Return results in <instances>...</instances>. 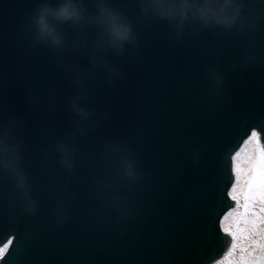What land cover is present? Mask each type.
Masks as SVG:
<instances>
[{"label":"water","instance_id":"95a60500","mask_svg":"<svg viewBox=\"0 0 264 264\" xmlns=\"http://www.w3.org/2000/svg\"><path fill=\"white\" fill-rule=\"evenodd\" d=\"M43 2L0 0V124L21 139L37 201L25 211L0 171V246L13 237L0 264H213L231 241L219 219L235 207L232 156L253 127L264 130V0H245L243 29L192 23L181 35L145 17L141 0H115L139 35L122 55L103 54L118 75L71 46L94 26L59 24L62 49L36 42ZM81 94L87 120L72 110Z\"/></svg>","mask_w":264,"mask_h":264},{"label":"clouds","instance_id":"9594fccd","mask_svg":"<svg viewBox=\"0 0 264 264\" xmlns=\"http://www.w3.org/2000/svg\"><path fill=\"white\" fill-rule=\"evenodd\" d=\"M89 3L95 11L90 10ZM140 11L147 18H157L170 23L181 35L189 24L196 23L204 27L232 30L246 25L245 0H141ZM71 24L86 30L89 26L99 31L89 39L82 34L72 42V47L80 54H88L90 62L101 66L114 75L119 68L103 58L109 50L122 55L129 45H135L139 35L126 13L118 8L115 0H58L56 4L45 0L39 4L32 16L35 41L62 49L68 44L66 35L60 31L59 24ZM79 82V81H78ZM82 94L71 100L74 113L87 120L91 110L81 103ZM86 129H81L85 134ZM57 150L61 153V164L66 169L76 165L73 146L60 142ZM23 153L21 139L16 135L13 125L0 124V171L9 173L14 179L15 188L23 199L21 207L35 213L37 201L30 192L26 171L21 167ZM124 175L130 179L137 177L134 162L122 159Z\"/></svg>","mask_w":264,"mask_h":264},{"label":"snow or ice","instance_id":"6c2138e0","mask_svg":"<svg viewBox=\"0 0 264 264\" xmlns=\"http://www.w3.org/2000/svg\"><path fill=\"white\" fill-rule=\"evenodd\" d=\"M261 131L264 130L253 127L245 141V144L253 142L257 146L255 151H249L243 159H239L240 152L232 157V172L236 181L226 190V197L235 200L237 207H229L219 219L220 227L230 235L231 241L213 264H264V139L261 138ZM242 175L245 183L240 186ZM234 214L233 227L229 218ZM5 247L7 245L0 246V259L5 256Z\"/></svg>","mask_w":264,"mask_h":264},{"label":"bare ground","instance_id":"6f19581e","mask_svg":"<svg viewBox=\"0 0 264 264\" xmlns=\"http://www.w3.org/2000/svg\"><path fill=\"white\" fill-rule=\"evenodd\" d=\"M254 146H256L253 142H249L248 144H245L244 143V146H243V148H242V150L240 151V153H242V151L243 150H245V149H247L248 147H250V149H252L253 151H254ZM256 149H257V146H256ZM236 181V180H235ZM240 186H243L244 185V183H245V180H244V177H243V175H242V177H241V180H240ZM236 202V201H235ZM236 204H237V202H236ZM237 207V206H236ZM259 207V202H257V208ZM235 218L236 217V215L234 214L233 216H231V218ZM236 219V218H235ZM235 219L234 220H232L230 223H232V225H233V227L235 226V223H234V221H235ZM231 219L229 218V221H230ZM243 242V241H242ZM7 245V247H5V250L8 248V246H9V243H7L6 244ZM240 250L238 249V252H239Z\"/></svg>","mask_w":264,"mask_h":264},{"label":"rangeland","instance_id":"374dc122","mask_svg":"<svg viewBox=\"0 0 264 264\" xmlns=\"http://www.w3.org/2000/svg\"><path fill=\"white\" fill-rule=\"evenodd\" d=\"M254 147H255V148H254V151H255V150H256V146H254ZM249 151H253V150L250 149V147H248L247 149L243 150L239 159H243L244 155H245L246 153H248ZM235 218H236V217H235ZM235 218H234V217H233V218L230 217L231 220H230L229 222H231V221L234 220Z\"/></svg>","mask_w":264,"mask_h":264}]
</instances>
